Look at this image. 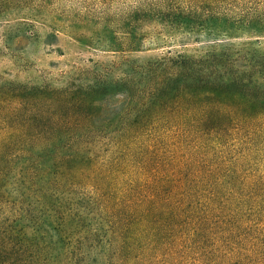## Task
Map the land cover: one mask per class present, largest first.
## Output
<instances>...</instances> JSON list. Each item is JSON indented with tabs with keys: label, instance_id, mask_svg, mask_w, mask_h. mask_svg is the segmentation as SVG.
Instances as JSON below:
<instances>
[{
	"label": "trees",
	"instance_id": "trees-1",
	"mask_svg": "<svg viewBox=\"0 0 264 264\" xmlns=\"http://www.w3.org/2000/svg\"><path fill=\"white\" fill-rule=\"evenodd\" d=\"M56 1L0 0V18L27 32ZM109 16L103 50H209L92 63L63 89L0 79V264H264V52L223 41L264 36V0Z\"/></svg>",
	"mask_w": 264,
	"mask_h": 264
},
{
	"label": "rangeland",
	"instance_id": "rangeland-1",
	"mask_svg": "<svg viewBox=\"0 0 264 264\" xmlns=\"http://www.w3.org/2000/svg\"><path fill=\"white\" fill-rule=\"evenodd\" d=\"M127 1L107 0V4H101L97 0H57L52 8L63 11L64 16L52 22L54 18L50 15L54 14L48 12L50 15L44 14V18L31 21L32 28L27 32H24L25 26L16 25L19 20L17 16L0 18V79L16 84H47L54 89H63L70 83H86L77 80L75 73L91 68L92 63H111L123 56L147 59L166 51L197 54L209 50L204 42L193 40L185 45H153L144 50L123 53L96 47L97 18L101 15L110 18L109 15L120 13ZM74 15V20H70ZM52 32L56 39L47 37ZM241 35L223 40L230 44V51L248 49L264 52V36ZM212 51L224 50L217 47ZM117 73L118 70H115L113 76Z\"/></svg>",
	"mask_w": 264,
	"mask_h": 264
}]
</instances>
